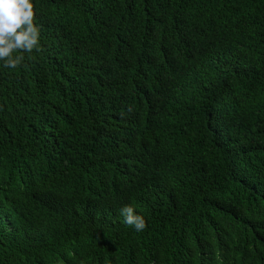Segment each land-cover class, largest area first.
I'll use <instances>...</instances> for the list:
<instances>
[{
  "label": "trees",
  "instance_id": "16d2710c",
  "mask_svg": "<svg viewBox=\"0 0 264 264\" xmlns=\"http://www.w3.org/2000/svg\"><path fill=\"white\" fill-rule=\"evenodd\" d=\"M33 9L0 67V264H264V0Z\"/></svg>",
  "mask_w": 264,
  "mask_h": 264
},
{
  "label": "clouds",
  "instance_id": "9594fccd",
  "mask_svg": "<svg viewBox=\"0 0 264 264\" xmlns=\"http://www.w3.org/2000/svg\"><path fill=\"white\" fill-rule=\"evenodd\" d=\"M41 27L34 21L33 0H0V67L15 69L23 56L38 48ZM119 214L123 223L137 232L146 227L145 219L129 204L122 206Z\"/></svg>",
  "mask_w": 264,
  "mask_h": 264
}]
</instances>
